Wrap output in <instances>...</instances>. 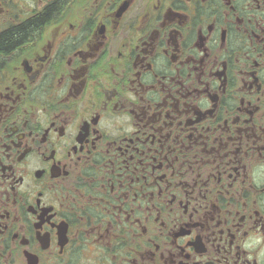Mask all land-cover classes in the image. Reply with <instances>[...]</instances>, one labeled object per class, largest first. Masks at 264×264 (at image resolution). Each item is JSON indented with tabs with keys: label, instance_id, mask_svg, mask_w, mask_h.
<instances>
[{
	"label": "flooded vegetation",
	"instance_id": "1",
	"mask_svg": "<svg viewBox=\"0 0 264 264\" xmlns=\"http://www.w3.org/2000/svg\"><path fill=\"white\" fill-rule=\"evenodd\" d=\"M0 264H264V0H0Z\"/></svg>",
	"mask_w": 264,
	"mask_h": 264
}]
</instances>
